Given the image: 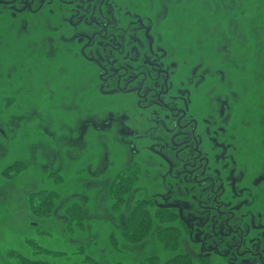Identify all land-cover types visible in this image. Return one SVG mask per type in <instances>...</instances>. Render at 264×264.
Returning <instances> with one entry per match:
<instances>
[{
	"label": "rangeland",
	"instance_id": "obj_1",
	"mask_svg": "<svg viewBox=\"0 0 264 264\" xmlns=\"http://www.w3.org/2000/svg\"><path fill=\"white\" fill-rule=\"evenodd\" d=\"M113 2L121 20L115 36L126 54L139 48L134 70L142 60L177 65L171 99L199 121L208 152L214 137L226 144L231 163L222 172L250 182L264 174V0ZM75 40L66 12L18 17L0 9V264H16L12 252L49 264H94L86 257L137 264L155 254L164 262L157 222L138 246H117L136 201L176 199V183L163 181L166 167L150 148L156 139L166 149L169 138L136 109L133 94L101 88ZM133 172L138 189L120 201L110 187ZM39 191L57 195L44 219L29 198L36 193L37 201ZM74 206L84 213L82 228L70 220ZM177 229L179 252L199 264L202 249ZM35 243L56 253L41 254Z\"/></svg>",
	"mask_w": 264,
	"mask_h": 264
},
{
	"label": "flooded vegetation",
	"instance_id": "obj_2",
	"mask_svg": "<svg viewBox=\"0 0 264 264\" xmlns=\"http://www.w3.org/2000/svg\"><path fill=\"white\" fill-rule=\"evenodd\" d=\"M0 9L18 17H36L47 10L66 12L76 36L77 56L98 69L101 88L113 84L115 91L133 94L136 109L169 138V151L160 148L156 139L150 148L166 167L163 181L176 183V199L154 203L155 207L176 217V226L186 231L184 239L202 249L205 259L264 264V174L250 182L233 170L222 172V165L231 163L226 144L214 137L215 152H208L199 121L171 99L177 65L170 68L162 61L142 60L143 69L134 70L141 62L139 48H131L136 55L132 58L124 40L115 36L121 20L113 0H0ZM125 58L132 60L122 65ZM189 93L183 89L181 96ZM220 131V136L227 132Z\"/></svg>",
	"mask_w": 264,
	"mask_h": 264
},
{
	"label": "trees",
	"instance_id": "obj_3",
	"mask_svg": "<svg viewBox=\"0 0 264 264\" xmlns=\"http://www.w3.org/2000/svg\"><path fill=\"white\" fill-rule=\"evenodd\" d=\"M10 168H14V166H11ZM10 168H8V171ZM139 181L140 180L138 178V175L133 172L132 176L120 178L118 182L110 187V191L112 193H115L116 196L122 194L121 199L120 197L118 198L120 201H122V199H124L123 195L127 196L129 193H133L138 189L137 187ZM35 194L36 193H33L29 197L32 198V200L34 198L33 201L30 199V201L32 202V212L36 217H39L41 219L47 218L53 212L55 204V192L49 193L47 191H39L37 192V201L34 197ZM83 217L84 213L80 206H74V209L70 211V220H72L71 222L78 221V227L80 228L85 226V224L83 223ZM172 218L173 217L170 212L164 209L156 208L151 200H142L138 202L136 201L132 207L131 213L126 219V225L123 228H120V236L122 240L119 241L120 244L117 247L119 248L120 245L126 246L127 244V246H129V244L138 246L139 243L142 242V239L145 240L147 236L152 233L154 223L157 222L159 224L158 227L161 228L157 231L158 236L161 239L158 240L159 244L161 248L164 249V251H167L169 257L166 258L164 262H162L159 255H150L146 259L139 261L137 264H196V262L193 261L188 254H181V252H179L180 243L178 237L180 232L174 225H168V223L172 221ZM123 238L125 240H123ZM33 246L39 249L41 254H44V252L46 253L47 251L36 243L33 244ZM120 252L121 250L118 252V254ZM37 253L39 252L36 250V254ZM48 253L55 254L56 252H47L46 254ZM9 257L15 259L16 264H49L47 261L30 260L16 252H12ZM86 259L87 260H85V262L93 261L94 264H98V262L94 261L93 258L86 257ZM199 264L210 263L207 259L202 258L200 259Z\"/></svg>",
	"mask_w": 264,
	"mask_h": 264
},
{
	"label": "water",
	"instance_id": "obj_4",
	"mask_svg": "<svg viewBox=\"0 0 264 264\" xmlns=\"http://www.w3.org/2000/svg\"><path fill=\"white\" fill-rule=\"evenodd\" d=\"M0 132L3 133V131L0 129Z\"/></svg>",
	"mask_w": 264,
	"mask_h": 264
}]
</instances>
